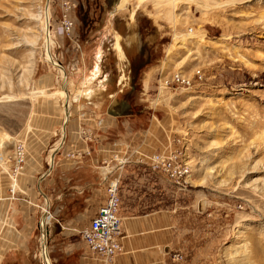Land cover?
Here are the masks:
<instances>
[{
    "label": "rangeland",
    "instance_id": "rangeland-1",
    "mask_svg": "<svg viewBox=\"0 0 264 264\" xmlns=\"http://www.w3.org/2000/svg\"><path fill=\"white\" fill-rule=\"evenodd\" d=\"M77 2L73 33L50 46L63 74L46 58L49 0H0V147L12 150L10 135L39 122L60 133L67 96L73 117L79 107L107 119L111 142L163 124L184 139L192 167L191 197L174 189L175 200L205 198L223 264H264V0ZM135 63L143 70L133 89ZM174 73L204 82L160 89ZM127 98L123 115L106 112ZM9 262L0 252V264Z\"/></svg>",
    "mask_w": 264,
    "mask_h": 264
},
{
    "label": "crops",
    "instance_id": "crops-1",
    "mask_svg": "<svg viewBox=\"0 0 264 264\" xmlns=\"http://www.w3.org/2000/svg\"><path fill=\"white\" fill-rule=\"evenodd\" d=\"M94 70L97 72L98 68ZM96 107L99 111L101 104ZM77 116L78 112L70 123H63L60 133L55 126L39 122L22 134L10 135L12 150L5 152L0 147L4 156L13 159L19 142L27 146L26 161L13 194L8 171L13 160L0 169L1 255L10 264H33L39 247V220L43 208L49 206L56 219L49 230L55 262L60 259L63 264H223L222 250L212 233L215 217L205 198L176 201L174 188L164 176L136 165L123 170L119 185L124 251L105 262L89 249L80 232L90 226L107 200L108 182L103 180L100 167L112 158L115 141L108 140L112 126L104 119L105 129L98 131L97 141L89 146L91 156L73 155L86 147L76 134ZM160 125L165 128L160 123L152 127L157 138H149L150 146L145 149L148 153L159 150L165 142ZM143 130L127 129L121 139L139 143ZM118 176L114 170L110 179ZM191 193L186 196L191 197Z\"/></svg>",
    "mask_w": 264,
    "mask_h": 264
},
{
    "label": "built area",
    "instance_id": "built-area-1",
    "mask_svg": "<svg viewBox=\"0 0 264 264\" xmlns=\"http://www.w3.org/2000/svg\"><path fill=\"white\" fill-rule=\"evenodd\" d=\"M52 6V0H49L47 8L49 17L45 25V28H47V33L45 31L46 41L47 38L54 40L53 38L57 36H70L75 28L77 0H59L60 15L59 23L56 26L52 23L55 16L52 13ZM203 82V74H197L196 78H188L181 73H174L171 77L161 80L159 86L160 89L191 90L202 85ZM66 108L65 125L70 123L73 118L72 112H69V106ZM67 112H69L68 119ZM77 112L76 134L86 147L84 151H76L73 155L78 157H83V155L91 156L92 152L89 146L97 140L98 131L105 129V121L103 118L96 116L95 112H87L84 108L78 107ZM160 127L164 131L161 125ZM142 134L143 138L139 143H134L133 139H120L113 142L115 149L112 152V158L104 161L100 167L103 180L108 182L107 200L100 208L98 214L92 219L90 226L80 232L89 249L105 262H111L118 254L124 251V246L121 242L123 223L120 216L121 198L119 186L123 170L131 165L142 166L152 173L164 176L177 191L181 193L190 191L189 180L192 174V167L187 160V149L184 139L174 138L164 132L165 142L162 147L153 153H148L145 149L150 146L149 138H157L152 125L145 128ZM26 152V143L19 142L15 148L13 159L0 153L1 170L9 165L10 160L14 162L13 167L8 169L13 181L12 194L17 188V177L25 164ZM114 170L119 173V176L111 180L110 176L114 173ZM55 221V216L50 211L49 206L43 208V216L39 220V252L37 254L42 264H45L47 258L50 259L51 264H54L52 263L50 251L49 230Z\"/></svg>",
    "mask_w": 264,
    "mask_h": 264
},
{
    "label": "bare ground",
    "instance_id": "bare-ground-1",
    "mask_svg": "<svg viewBox=\"0 0 264 264\" xmlns=\"http://www.w3.org/2000/svg\"><path fill=\"white\" fill-rule=\"evenodd\" d=\"M170 1H174V0H170ZM176 4V3H175ZM178 4V3H177ZM176 4V5H177ZM48 17H49V12H48V10H47V12H46V20H48ZM133 25V24H132ZM45 31H46V33H47V28H45ZM47 44H48V47H47V59L54 65V66H56V67H59L60 68V70L62 71V73L64 74V71H63V68H62V66L61 65H59L58 63H57V61L53 58V56L51 55V51H50V46L53 44V41L51 40V39H49V38H47ZM119 44V43H118ZM119 48H120V46H119ZM62 74V75H63ZM64 76V75H63ZM66 76V75H65ZM67 95V94H66ZM67 98V104H66V107L67 106H70V103H69V96H67L66 97ZM70 108V107H69ZM67 109V108H66ZM68 117H69V112H67V119H68ZM64 132V131H63ZM47 258V257H46ZM46 262H45V264H51V261H50V259L49 258H47L46 260H45Z\"/></svg>",
    "mask_w": 264,
    "mask_h": 264
},
{
    "label": "flooded vegetation",
    "instance_id": "flooded-vegetation-1",
    "mask_svg": "<svg viewBox=\"0 0 264 264\" xmlns=\"http://www.w3.org/2000/svg\"><path fill=\"white\" fill-rule=\"evenodd\" d=\"M142 50H141V52H140V54L139 55H142ZM143 65H142V63H140V65L138 66L137 65V63H135V64H133V65H131V64H129V72L128 73H130V76H129V81L131 82V84H132V88L134 89V86H135V79L136 78H138V76L140 75V73H141V71L143 70V67H142ZM127 101H125V104H127V105H129L128 103V98L126 99ZM126 106V105H125ZM123 108H125L124 106H123ZM128 108H129V106H128Z\"/></svg>",
    "mask_w": 264,
    "mask_h": 264
},
{
    "label": "water",
    "instance_id": "water-1",
    "mask_svg": "<svg viewBox=\"0 0 264 264\" xmlns=\"http://www.w3.org/2000/svg\"><path fill=\"white\" fill-rule=\"evenodd\" d=\"M128 106L127 104H121V106L119 107L120 109H116V108H109L108 109V114L111 115V116H114V117H117V116H120V115H123L124 113V109L126 108V106ZM123 106L125 108H123ZM123 109V110H122ZM127 110V109H126Z\"/></svg>",
    "mask_w": 264,
    "mask_h": 264
}]
</instances>
